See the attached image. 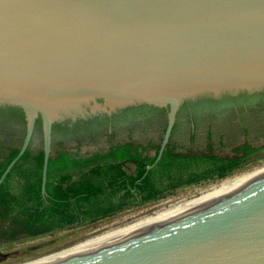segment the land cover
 Segmentation results:
<instances>
[{
  "label": "water",
  "instance_id": "1",
  "mask_svg": "<svg viewBox=\"0 0 264 264\" xmlns=\"http://www.w3.org/2000/svg\"><path fill=\"white\" fill-rule=\"evenodd\" d=\"M263 93L264 0H0V110L20 111L25 121L0 117V154L23 140L0 186L42 138L46 197L53 139L89 135L87 144L102 146L111 131L116 141L149 143L167 125L157 163L179 114V150L190 146L192 123L199 147L210 122L226 143L239 141L244 123L252 139L261 137V104L217 102ZM142 107L166 113H129ZM113 117L111 128L93 129ZM57 124L68 134L53 135ZM7 264H264V175Z\"/></svg>",
  "mask_w": 264,
  "mask_h": 264
},
{
  "label": "trees",
  "instance_id": "2",
  "mask_svg": "<svg viewBox=\"0 0 264 264\" xmlns=\"http://www.w3.org/2000/svg\"><path fill=\"white\" fill-rule=\"evenodd\" d=\"M188 107L189 104H185L183 110ZM145 110L166 113V110L150 107L129 113L140 114ZM6 114L21 117L25 128L22 112L0 110V117ZM108 120L105 118L96 123L103 125ZM91 123L78 122L74 127ZM69 130L67 126L57 124L53 127V135L56 131L68 134ZM37 133L42 136L41 120L36 124L35 135ZM112 139L110 135V141ZM162 142L143 144L126 138L112 142L111 152L106 157L86 159L85 155H80L85 145L83 140L75 138L74 143H70L53 139L46 197L42 195L43 138L37 149H32L31 144L0 186V244L35 239L68 227L95 223L161 200L179 189L201 185L202 181L214 179L213 175L222 179L264 149V144L256 147L244 138L227 150L215 149L210 142L205 150L190 148L179 151L170 139L156 163ZM22 144L23 140L17 148L0 154V180L19 155ZM80 162L81 167H76ZM97 162L102 166L96 165ZM129 163L136 167L132 172L125 167ZM91 166L93 169L89 172L77 173ZM132 196H139V199H130Z\"/></svg>",
  "mask_w": 264,
  "mask_h": 264
},
{
  "label": "rangeland",
  "instance_id": "3",
  "mask_svg": "<svg viewBox=\"0 0 264 264\" xmlns=\"http://www.w3.org/2000/svg\"><path fill=\"white\" fill-rule=\"evenodd\" d=\"M234 143L236 142L226 143V145H232ZM259 157L257 160H253L252 162L234 170L225 179H230L242 173L245 174L247 172L253 171L254 169L263 167V155H260ZM131 169H133V167H131ZM225 179H219L201 185L179 189L167 195L161 200L138 206L136 208H132L123 212H119L111 217L99 220L95 223L68 227L64 230H57L51 234L35 239H28L15 243L0 244V264H7L37 253H41L71 242H75L102 232L112 230L113 228L115 229L124 226L141 216L154 213L160 207L165 206L168 203L178 201L182 198L196 193L199 190H204L209 186L221 182L222 180L224 181Z\"/></svg>",
  "mask_w": 264,
  "mask_h": 264
},
{
  "label": "flooded vegetation",
  "instance_id": "4",
  "mask_svg": "<svg viewBox=\"0 0 264 264\" xmlns=\"http://www.w3.org/2000/svg\"><path fill=\"white\" fill-rule=\"evenodd\" d=\"M224 102H231L230 105H236V104H243L246 108V106L248 105H258V104H261L262 107L264 108V93L263 94H259V95H254V96H240V97H236V98H231V99H224L222 101H219L217 102V104H220V103H224ZM192 108V107H191ZM188 109V108H187ZM195 112V111H194ZM144 113H141V115H143ZM165 114V113H164ZM141 115H138V114H134L131 115V116H141ZM183 114H179L177 116V120L175 122V125H174V128H173V131H172V134H171V137L170 139L173 141V143L175 142L174 139H175V133H176V130L177 128L179 127V124H180V118ZM185 115H189V116H192V111H189L187 113H184V116ZM114 118L112 119H109L108 120V123L110 124L109 126L107 125V123L103 124V125H98L96 126L95 128H93L94 130H97V129H101L103 127L106 128V126L109 128L112 127L113 124H115ZM113 122V123H112ZM92 124V123H91ZM91 124H85V125H81L79 127V129L84 126V127H87L88 125H91ZM197 127L196 124H193L191 125V129L188 133V143L190 144V146L185 149V150H179L176 146H175V143H174V146L176 149H178L179 151H186L190 148H197V149H200V150H205L207 148V145L211 142L215 145V149H222V150H227L228 148L232 147V146H235L236 144L238 143H241L244 138H248L250 142L253 143L254 146L258 147V146H262L264 144V127H263V133L261 135V137H256L254 136L255 138L252 139V136L250 134V129L248 127V125H246L245 123L243 124L242 128H241V132H240V139L238 142L232 144V145H226V139L228 138V136L224 133H222L221 129L222 127H220V129L218 128V131H215L214 130V126L212 124V122H210V124L208 125V128H207V131H206V143H205V146L204 147H199L197 146V142H198V133H197ZM166 128H167V125H166ZM166 128L164 130V133L162 135V137L160 138V140H158L157 142H152L150 141L149 143H155V144H158L160 143L161 141H163L164 139V136H165V132H166ZM75 130V129H73ZM78 131V129L76 130ZM74 132V131H73ZM232 132V135H236L235 131H232V130H229L228 133ZM234 132V133H233ZM110 135L113 136V139L110 141ZM106 136V142L104 145H93L92 143L90 144H87L90 139L92 140L93 138H91V136H85L84 138H81V137H76L77 139L79 138L80 140H83L85 142V145L81 148L80 150V155H85V158L86 159H89V158H92L94 156H99V157H106L107 155H109V153L111 152V149H112V142L113 143H116L118 141L114 140V134L111 133V131H108L107 134L105 135ZM128 138H132V137H128ZM126 139V138H125ZM133 139V138H132ZM123 140V139H121ZM120 140V141H121ZM135 140V139H134ZM94 141V140H93ZM170 141V140H169ZM138 142V141H137ZM141 143V142H139ZM143 144H147V143H143ZM260 155H263V158H264V149L259 151L256 155H254L253 157L249 158L245 163H243L241 166H244L250 162H252L253 160H257L258 157ZM260 158V157H259ZM86 163V162H85ZM88 164V163H87ZM96 165L98 166H102V164L100 162H97L95 163ZM82 165V162H80L79 164H77L76 167H81ZM86 165V164H85ZM240 166V167H241ZM126 169L129 170V172H132L135 170V165L134 164H127L126 166ZM131 167H133V169H131ZM238 167V168H240ZM237 168V169H238ZM258 168V167H257ZM91 169H93V167H89L88 169H85L83 171H77L78 174H82V173H86V172H89ZM236 170V169H234ZM233 170V171H234ZM233 171H231L230 173H232ZM229 173V174H230ZM228 174V175H229ZM243 174V173H242ZM228 175H226L224 178L222 179H225ZM213 178H210L208 181H202V184L204 183H208V182H211V181H215V180H219L220 178H218V175H213ZM228 179V178H227ZM226 180V179H225ZM223 181V180H222ZM124 195V194H122ZM131 198H134V199H139V196H132L130 197Z\"/></svg>",
  "mask_w": 264,
  "mask_h": 264
},
{
  "label": "bare ground",
  "instance_id": "5",
  "mask_svg": "<svg viewBox=\"0 0 264 264\" xmlns=\"http://www.w3.org/2000/svg\"><path fill=\"white\" fill-rule=\"evenodd\" d=\"M263 175H264V166L261 168H258V169H254L251 172H247L245 174H240V175L234 176L230 179H226L224 181L218 182L215 185L209 186L208 188H206L204 190H199L196 193L189 195L185 198H182L178 201L168 203L165 206L160 207L154 213L141 216L138 219L133 220L130 223L140 221V220H143V219H146V218H149V217H152V216H155V215H158V214L170 211V210H174V209H177V208H180V207H183V206L204 200L206 198H209V197L214 196L216 194H219L221 192L227 191L229 189H232L234 187H237L239 185H242L244 183L252 181V180H254L258 177H261ZM130 223H127V224H130Z\"/></svg>",
  "mask_w": 264,
  "mask_h": 264
}]
</instances>
